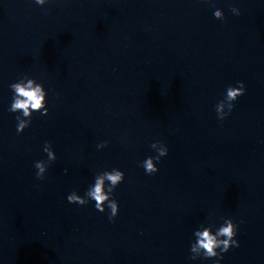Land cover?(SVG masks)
<instances>
[{"label": "water", "instance_id": "water-1", "mask_svg": "<svg viewBox=\"0 0 264 264\" xmlns=\"http://www.w3.org/2000/svg\"><path fill=\"white\" fill-rule=\"evenodd\" d=\"M23 74L49 112L18 133ZM154 140L169 151L149 175ZM45 141L56 159L38 179ZM114 167V220L67 200ZM221 217L240 242L221 264H264V0H0V264H213L190 246Z\"/></svg>", "mask_w": 264, "mask_h": 264}, {"label": "clouds", "instance_id": "clouds-1", "mask_svg": "<svg viewBox=\"0 0 264 264\" xmlns=\"http://www.w3.org/2000/svg\"><path fill=\"white\" fill-rule=\"evenodd\" d=\"M38 5L43 6L47 0H35ZM235 15L240 14V9L236 6L231 8ZM214 17L223 20L224 11L216 8ZM239 86L228 85L224 98L215 106L217 116L220 120L226 118L235 107L234 101L246 91L243 81H238ZM9 88L12 90L13 96L9 107V112L19 113L16 116L17 132H22L29 127L32 122L34 112H40L42 115L49 112L47 101V90L42 81H38L36 77L28 74L21 75L16 81L10 83ZM58 95V93H57ZM109 142L101 141L97 147L104 148ZM151 148L155 150L156 155H149L141 161V166L145 169L146 174H155L159 171L157 161L168 154V146L164 141L154 140ZM44 152L47 154V160H38L35 162V168L38 170L36 176L43 179L48 166L56 159V153L53 150L52 142L45 141ZM125 173L120 168L105 169L97 172L94 183L89 185L84 195H80L73 190L67 196L70 203H78L86 205L90 200L95 201V208L100 212H104L106 207L109 209L108 219L114 220L119 213V202L114 198L115 189L124 180ZM223 223L216 226L214 223H202L200 227L195 229V240L191 243L190 259L195 260L203 257L205 259L217 257L213 264H221L223 254L231 247H239L237 236L239 224L232 217H221ZM241 220L239 223H243ZM215 229V230H213Z\"/></svg>", "mask_w": 264, "mask_h": 264}]
</instances>
